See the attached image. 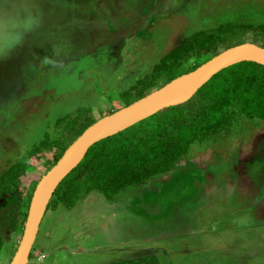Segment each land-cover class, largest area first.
Segmentation results:
<instances>
[{
  "label": "rangeland",
  "instance_id": "obj_1",
  "mask_svg": "<svg viewBox=\"0 0 264 264\" xmlns=\"http://www.w3.org/2000/svg\"><path fill=\"white\" fill-rule=\"evenodd\" d=\"M235 24L263 25L264 0H0V175L80 111L123 108L119 92L185 39ZM45 170L33 163L23 189ZM22 234L2 233L0 264ZM146 257L264 264V121L237 115L167 173L47 211L29 264Z\"/></svg>",
  "mask_w": 264,
  "mask_h": 264
},
{
  "label": "trees",
  "instance_id": "obj_2",
  "mask_svg": "<svg viewBox=\"0 0 264 264\" xmlns=\"http://www.w3.org/2000/svg\"><path fill=\"white\" fill-rule=\"evenodd\" d=\"M245 43L264 48V24L225 25L213 31L197 32L145 77L121 90L120 98L128 106L224 51ZM189 61L191 66H187ZM237 115L264 121V65L245 62L223 70L189 102L163 110L93 145L58 186L47 211H56L60 205L75 207L93 191L111 199L123 189L167 173L188 154L191 145L229 129ZM95 121L87 110L80 111L68 118L69 126L61 135L52 140L47 137L0 175V201L5 203L0 208V249L4 231H23L31 198L41 177ZM33 163H43L46 170L24 190L23 177ZM111 264L160 263L156 257H146Z\"/></svg>",
  "mask_w": 264,
  "mask_h": 264
},
{
  "label": "water",
  "instance_id": "obj_3",
  "mask_svg": "<svg viewBox=\"0 0 264 264\" xmlns=\"http://www.w3.org/2000/svg\"><path fill=\"white\" fill-rule=\"evenodd\" d=\"M245 62L264 65V48L254 43H245L228 49L144 98L96 120L66 149L58 162L37 183L21 240L9 264H29L41 223L55 191L80 164L93 145L163 110L189 102L214 76Z\"/></svg>",
  "mask_w": 264,
  "mask_h": 264
},
{
  "label": "crops",
  "instance_id": "obj_4",
  "mask_svg": "<svg viewBox=\"0 0 264 264\" xmlns=\"http://www.w3.org/2000/svg\"><path fill=\"white\" fill-rule=\"evenodd\" d=\"M123 261H125V260H123Z\"/></svg>",
  "mask_w": 264,
  "mask_h": 264
}]
</instances>
